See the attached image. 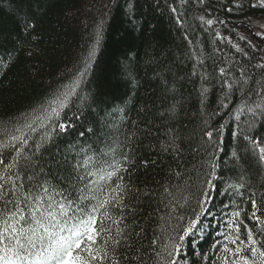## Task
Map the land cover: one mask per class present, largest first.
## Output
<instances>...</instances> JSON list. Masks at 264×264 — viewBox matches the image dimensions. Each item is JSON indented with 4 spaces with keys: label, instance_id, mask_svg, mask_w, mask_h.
<instances>
[{
    "label": "trees",
    "instance_id": "obj_1",
    "mask_svg": "<svg viewBox=\"0 0 264 264\" xmlns=\"http://www.w3.org/2000/svg\"><path fill=\"white\" fill-rule=\"evenodd\" d=\"M257 33H264L259 0H0V129L12 128L71 87L93 44L90 70L61 113L62 121L74 126L54 133L50 127L40 128L32 134L39 139L51 133L52 142L42 149L45 159L57 151L69 153L72 147L102 148L101 140L123 147L125 136L135 131L129 153L135 162L129 167L131 183L162 197L164 187L178 183L173 171L191 172L200 159L193 148L203 121L210 117L213 127L224 124L219 194L213 193L217 219L209 217L203 239L197 234V243L186 247L187 264H206L193 249L219 254L210 248L223 239L218 231L231 230L228 213L233 208L226 205L235 201L250 210L249 192H264V166L248 156L234 165L230 156L238 141L229 132L252 119L245 113L237 120V109L245 99L251 103L259 98L242 95L238 87L229 92L221 86L219 71H230V81L242 79L241 67L246 75L264 78V69L256 67L264 63V39ZM226 92L228 106L222 108ZM255 123L254 134H264V117ZM172 137L183 149L180 169L174 153L163 150ZM241 174L252 178L253 185L241 189L244 202L232 190L224 191ZM144 210L151 211L147 203ZM241 220L252 226L244 213Z\"/></svg>",
    "mask_w": 264,
    "mask_h": 264
},
{
    "label": "snow or ice",
    "instance_id": "obj_2",
    "mask_svg": "<svg viewBox=\"0 0 264 264\" xmlns=\"http://www.w3.org/2000/svg\"><path fill=\"white\" fill-rule=\"evenodd\" d=\"M259 3L264 7V0ZM171 11L176 13L177 9L172 7ZM25 27H29L28 22ZM257 35L264 39V33ZM233 47L247 56L238 45ZM95 48L93 44L71 87L54 96L46 107L34 110L31 116L26 114L12 128L0 129V264H187L186 247L197 243V234L203 239L210 227L206 223L209 217L217 219L212 210L213 193L219 194L216 182L221 178L219 154L224 153L225 125L213 127L210 117L203 121L193 148L200 159L191 172L187 168L174 170L172 175L178 183L164 187L162 197L131 183L129 167L135 162L129 153L135 131L125 136L123 147L115 141L109 144L101 140L102 148L72 147L69 153L57 151L45 159L42 149L52 142L51 133L39 139L32 134L49 127L52 133L57 129L66 132L74 126L63 122L61 113L78 94ZM256 67L264 69V63ZM219 71L221 86L229 92L238 87L242 95L259 98L251 103L245 99L237 109V120L245 113L252 119L246 127L237 124V130L229 132L238 141L230 152L233 164L248 156L264 166V134H254L257 117H264V78L246 75L241 67L242 79L230 81V71ZM228 98L226 92L222 108H227ZM163 150L174 153L180 169L183 149L177 138L172 137ZM148 163L143 161L145 166ZM252 186V178L241 174L224 191L232 190L244 202L241 189ZM260 187L264 188V183ZM145 203L151 211L145 212ZM246 203H250V210L235 201L226 205L233 208L228 213L231 230L218 231L223 239L214 241L210 248V252L219 254L210 256L194 248V255L206 264H264V192L250 191ZM242 213L251 227L241 220Z\"/></svg>",
    "mask_w": 264,
    "mask_h": 264
},
{
    "label": "rangeland",
    "instance_id": "obj_3",
    "mask_svg": "<svg viewBox=\"0 0 264 264\" xmlns=\"http://www.w3.org/2000/svg\"><path fill=\"white\" fill-rule=\"evenodd\" d=\"M259 25H262V24L259 23Z\"/></svg>",
    "mask_w": 264,
    "mask_h": 264
}]
</instances>
